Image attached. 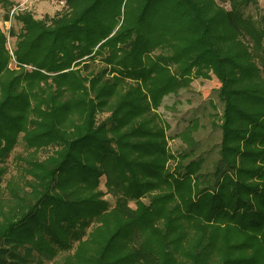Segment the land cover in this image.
Returning a JSON list of instances; mask_svg holds the SVG:
<instances>
[{
	"label": "trees",
	"instance_id": "trees-1",
	"mask_svg": "<svg viewBox=\"0 0 264 264\" xmlns=\"http://www.w3.org/2000/svg\"><path fill=\"white\" fill-rule=\"evenodd\" d=\"M63 1L51 18L12 17L19 69L0 31V182L19 137L46 155L17 157L5 182L0 264H264L257 0ZM14 6L0 0L5 22ZM211 76L222 109L208 171L196 124L175 157L158 109Z\"/></svg>",
	"mask_w": 264,
	"mask_h": 264
},
{
	"label": "rangeland",
	"instance_id": "rangeland-1",
	"mask_svg": "<svg viewBox=\"0 0 264 264\" xmlns=\"http://www.w3.org/2000/svg\"><path fill=\"white\" fill-rule=\"evenodd\" d=\"M11 1L15 4L14 7L18 6L14 14L29 12L36 20L51 18L56 13L61 12L59 7L51 6L47 3L28 5L17 2L18 0ZM224 7L228 8V5L225 4ZM246 12L254 16V18L264 16V0H257L256 6L249 7ZM4 20L5 13L0 9V31L5 36V48L10 47L14 50L15 38L11 36L10 30L14 28L17 31L19 25L11 19V14H8L6 22ZM151 56H156V53H153ZM218 87L219 82L213 76L209 80H193L185 89L179 90L175 95L165 97L161 107L158 109L163 124H167L168 126L166 129L167 148L175 157L187 148V145L181 140L179 134L193 124H196L195 132L192 133L193 141L197 144L198 148L196 155L205 157V169L208 171L213 169V165L218 160L221 136L217 128L222 109L216 94ZM42 151H28L23 146L19 137L17 144L2 163L6 171L0 182V194L5 186V182L12 181L19 175L20 165L17 164L16 158L30 160L31 157L38 156L42 160L46 156ZM168 167L172 170L174 162H169ZM104 182L105 179L102 177L99 190L104 194L103 199L112 206L114 201L110 194L107 193ZM144 203L146 204V200H144ZM129 206L134 208L133 203H130ZM11 207H14V203ZM3 213H6L4 204L0 206V225L4 222V218H2ZM44 264H56V262L45 261Z\"/></svg>",
	"mask_w": 264,
	"mask_h": 264
},
{
	"label": "built area",
	"instance_id": "built-area-1",
	"mask_svg": "<svg viewBox=\"0 0 264 264\" xmlns=\"http://www.w3.org/2000/svg\"><path fill=\"white\" fill-rule=\"evenodd\" d=\"M32 1L37 2V3H47L51 6L59 7L60 9L65 6V3L63 0H32ZM16 7H18V6H16ZM16 7L12 8V10L9 12V14H11V19L15 15L14 13H15ZM6 49L8 51L9 56H10L9 66L12 68H15V69H19V66L17 65V63L14 60L12 48L8 47ZM22 67L26 70H33V68L29 67V66H22Z\"/></svg>",
	"mask_w": 264,
	"mask_h": 264
},
{
	"label": "crops",
	"instance_id": "crops-1",
	"mask_svg": "<svg viewBox=\"0 0 264 264\" xmlns=\"http://www.w3.org/2000/svg\"><path fill=\"white\" fill-rule=\"evenodd\" d=\"M9 1L13 3V1H11V0H9ZM17 2H21L22 4H28V5H32V4H35L36 5V4H39V3L34 2L32 0H18Z\"/></svg>",
	"mask_w": 264,
	"mask_h": 264
}]
</instances>
